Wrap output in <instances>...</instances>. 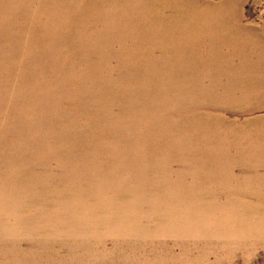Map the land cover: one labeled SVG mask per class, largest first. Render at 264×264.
<instances>
[{
	"label": "bare ground",
	"instance_id": "6f19581e",
	"mask_svg": "<svg viewBox=\"0 0 264 264\" xmlns=\"http://www.w3.org/2000/svg\"><path fill=\"white\" fill-rule=\"evenodd\" d=\"M54 1L61 4L63 0ZM69 1L72 4L64 7L67 10L63 14L61 11L56 12L55 9L52 20L62 17L63 27L59 29L53 24L52 29L54 31L51 33V40L54 41L55 46L63 43L65 48L68 41L75 40L72 37L82 34L80 31L83 26L97 22L100 28L93 34L94 44H92L91 52L99 53L98 58L104 65L108 64L110 58L118 57L120 59L114 67H110L116 72L115 79L111 80L105 77L97 79V81L102 82L101 88L105 91V93L98 92L94 96L99 107L97 109L106 114V117H110L113 114L110 112L109 105L113 101V103L119 104V111L123 120L129 119L130 115H134L135 118L130 120V123L125 124L117 114L114 120L112 119L107 124L100 126L90 127V124H87L84 127L77 126L73 128L70 124H66L59 127L55 122L53 125L52 121H46L44 126L46 118L43 107L46 104L45 99L49 97L47 92L33 100L36 110L38 108V120L31 121L27 119L28 121H25L20 127V145H28L30 151L25 160H30L36 152L35 148L40 149L43 144L38 141L40 137L36 134L45 133L56 140H51L53 145L60 144L61 148H64L60 150L63 152L62 155L65 160L64 172L62 173L63 183L61 184V191L65 193H63V196L68 194L77 196L76 200L78 201L85 198L87 211L93 212L91 214L92 219L88 220L87 226L97 230H110L111 232H113L111 229H115L114 234H117L125 232L127 227L136 231L133 227L137 228L139 226L133 223L138 217L131 215L130 209L136 207L138 210L141 206L137 208L132 201L119 200L124 194L132 195V189L127 188L131 184V180L134 183L137 182L135 177L137 173L136 165L132 168L133 174L130 178L124 179L120 177L121 174L118 172L122 164L116 166L118 155L111 156L108 154H111V151L124 150L122 153L125 154L126 166H129L135 161V158L137 159L131 149L145 152V150L149 151L152 147L156 148L155 144H158L160 147L156 148L158 149L157 156L166 162L174 155L177 160H175V163L184 171L179 173L174 180L169 179L160 186L162 191L159 190L158 192L164 193V197H167L165 205L159 207L162 212L160 213L154 205L150 207L152 212L160 213V215L169 212L162 216L163 221H166L165 224L168 225L167 228L172 225V229L168 232H180L186 235L191 231L204 234V236L211 233L210 238H216L218 233L222 232L224 235L231 237L238 233L236 229H230V226H236L235 223L230 225L227 220L221 222L222 219H225L222 216L218 217L219 224L217 222L207 224L206 220L211 213L210 208L217 212L219 209H230L234 205H238L239 209H242L243 212H240V217L254 212L261 219L264 226V209L260 207L251 209L250 206L252 200L256 201L259 206L264 202V194L259 188L255 190L253 199L243 201L242 199L228 198L223 203L216 204L214 202L204 203L201 202L203 200L198 198L204 194L224 193L233 195L238 194L237 192L240 195L250 194L251 187L248 181L255 178L258 186L260 188L264 187V173L260 171L258 165H254L260 163L264 169V162H262L264 161V137L253 134L251 126L248 128L253 120H245L243 124L231 120V130L228 131L225 128L227 119L219 117L223 121L217 120L216 115L208 109L219 105L233 108L232 105L240 103H248L252 109L264 106V103H261V100L256 97L254 100L249 99L247 96L243 98L235 97L229 88L224 89V94H218L214 87H207L205 84L206 81H210V84L218 83L221 80L222 71L248 66H256L258 70L264 71L263 34L256 33V29L251 26H248L249 34L246 35L238 30H230L226 33L218 30L223 23H240L242 21V14L239 13V3H231L234 6V13L228 14L226 12L227 8L225 9L224 6L207 5L198 8L197 3L199 0ZM66 25L72 27L70 26L71 28L67 29L68 31H61V29H65L64 26L66 27ZM91 30L93 29H88V31ZM251 31H255L258 37H252L251 33L253 32ZM59 32L60 34H58ZM44 38L45 36L42 37V42H44ZM114 41L119 43L118 48L112 46ZM32 42L36 45L37 39ZM71 45L73 48L75 47L74 43H71ZM4 47L0 46V49ZM223 47H226L227 50H223ZM80 48L89 50L90 45H87V48L86 45L80 46ZM35 50L36 46H34L32 54ZM77 50L82 52L79 48ZM203 50L206 52V56H203L205 54ZM237 58L242 60L240 64L234 62ZM55 68L63 72V79L69 81V83L74 81V77L67 76V71H65L63 65L56 63ZM27 72V69L24 70L23 79L27 78ZM258 81L262 83L264 78L259 77ZM75 87L83 88L80 83H77ZM120 92L124 94L122 97ZM55 94L58 98V94ZM51 97V99L57 100L56 97ZM24 99L25 96L21 98L22 101ZM30 110L36 113L31 105ZM76 121H78L76 118L71 120V124H76ZM142 123L143 127H141ZM230 126L228 125V127ZM127 130L134 134L133 140L129 139L125 133ZM111 132L117 135H111ZM120 132H123L124 136ZM180 133H184V136ZM28 135L34 137L33 141L28 142ZM57 137L62 138L64 143H61ZM153 137H163L164 141L155 142ZM125 138L127 143L125 142L126 145L123 146L121 143ZM252 139L256 142L253 143ZM49 141L46 140L45 142ZM110 142H113L112 147H109ZM60 146L55 145L56 150L60 149ZM230 146H240L245 149L247 156H240V159H237L236 156L226 154L227 150L225 149ZM164 149L169 152L170 157L163 152ZM174 149L175 153L181 151L178 158L173 152ZM215 151L222 152L224 156L216 154ZM144 154L140 155L145 158L143 162L146 164V167H144V170H147L145 174H148V172L149 174L143 176L142 169H139L138 174L142 176L138 179L140 184L137 182L139 186L134 189L138 194L146 189L143 186L144 184L155 182L154 177H156L151 174V170L157 168L155 163ZM253 156H256V159H253ZM198 158L210 162L211 169L206 172H202L198 168L197 170L193 169L195 166H200ZM183 160L186 167L182 166L181 162ZM109 161L115 165L111 169L113 171L101 168L99 173L100 162L108 167V164L111 166L108 163ZM141 163L142 159H140L139 165ZM123 164L125 165L124 162ZM206 167H208V163H206ZM236 168L240 169L239 173L236 172ZM234 173H236L237 180L239 179L242 182L238 186H232ZM92 175L98 176L97 180L89 178ZM188 175L193 177V182L190 184L185 182ZM27 176L28 169L20 167L17 180L24 183ZM165 177H168L167 173L164 175ZM207 178L209 182L214 181L220 186L221 190L213 192L206 189L209 186ZM89 180L92 181L85 182ZM122 184H125L127 188L125 186L119 187ZM157 184H161V182ZM94 186L97 188L98 186L114 188L113 199L104 196V190L100 192V196L92 195L89 190ZM144 191L149 193L152 189L147 188ZM19 193L29 194V191L23 189ZM179 195L185 199L184 203L191 201L192 208L190 211H186L189 210V206H184L185 216L183 214V217L178 216V218L173 214L177 207L172 204L174 199H169L172 196ZM188 197H191V199H188ZM195 197L198 200L194 201ZM113 205H115V210L120 208L123 211L109 212L108 207ZM258 209L261 211H258ZM72 211L77 219H82L76 208H73ZM97 212L101 215L95 217ZM157 216L153 215L152 219ZM248 227V223L243 226L242 232H244V235L257 238L248 241L242 240V242L255 243L260 241L262 234L258 231L251 234ZM185 229H188V232ZM90 236L84 237L86 243L95 241L103 244L101 237L91 241ZM237 241L239 242V240Z\"/></svg>",
	"mask_w": 264,
	"mask_h": 264
},
{
	"label": "rangeland",
	"instance_id": "374dc122",
	"mask_svg": "<svg viewBox=\"0 0 264 264\" xmlns=\"http://www.w3.org/2000/svg\"><path fill=\"white\" fill-rule=\"evenodd\" d=\"M235 2L240 5L239 13L242 14V21L240 23H223L218 30H222L224 33L230 30H238L246 35L249 34L248 26H251L256 29V33L260 32L258 34L264 35V0H199L197 6L198 8L207 5L224 6L225 9L227 8L228 14H233L234 6L231 3ZM71 4L72 2L69 0H63L61 4L54 0H0V46H5L0 49V264H264L263 223L254 212L240 217L242 209H239L238 205L227 210L219 209L217 212L210 208L211 213L206 220L207 224L216 222L219 224L218 217L222 216L225 219H222L221 222L227 220L230 225L235 223L236 226H230V229H236L238 233L231 237L222 232L218 233L216 238H210L211 233L204 236V234L191 231L186 235L180 232H168L172 229V225L167 228L168 225L165 224L166 221H163L162 216L169 212L160 215L162 211L159 210L160 206L165 205L167 197L165 198L164 193L158 191L161 190L160 186L165 181L174 180L179 173H182L183 169L175 163L174 155L166 162L158 157V149H156L160 147L158 144H155L156 148L152 147L145 152L131 149L137 159L135 158V161L129 166H126L125 154L122 153L124 150H115L108 154L111 156L118 155L116 166L122 164L118 172L121 174L120 177L124 179L130 178L133 174L132 168L135 165L137 182L142 175L147 176L149 174V172L145 174L147 171L144 170L146 167V164L143 163L145 158L140 154L145 153L144 155H147L157 167L151 170V174L156 176L154 177L155 182L143 185L146 189L151 188V192L148 193L144 191L146 189H143L138 194L134 189L139 186V182L134 183L132 180L128 188L125 184L119 186L132 189L131 196L124 194L119 200L132 201L137 208L140 206L141 208L138 210L136 207L130 209L131 215L138 217L133 223L139 226L133 227L136 231L130 227H125V232L117 234H114L115 229H111L113 231L111 232L110 230H97L87 226L88 220L92 219L91 214L93 212L87 211L85 198L78 201L76 200L77 196L69 194L63 196L61 184L63 183L62 173L64 172L65 160L62 155L63 152L60 151L64 148H61L60 144L53 145L51 141L53 139L45 133L36 134L40 137L38 141L43 144L40 149L35 148L36 152L34 151L35 153L30 160H25L30 151L28 145H20V127L29 119L31 121L38 120V108L36 110L33 100L47 92L49 97L45 99L46 104L43 107L46 118L44 126L46 121H52L53 125L55 122L59 127L66 124H70L73 128L84 127L87 124H90V127L100 126L107 124L112 119L114 120L117 114L125 124L130 123V120L135 118L134 115H130L129 119L123 120L119 111V104L113 103V101L109 105L110 112L113 114L110 117H106V114L97 109L99 107L94 96L98 92L105 93L104 89L101 88L102 82L97 81V79L102 77L115 79L116 72L110 67H114L120 61L118 57H113L109 59L107 65H104L98 58L100 54L91 52L92 44H94L93 34L100 28L97 22L83 26L80 31L82 34L72 37L75 40L68 41L65 48L63 43L55 46L54 41L51 40V33L54 31L52 29L53 24L59 29L63 27L62 17L52 20L55 9L56 12L61 11L63 14L67 10L64 7ZM70 26H64L65 29H61V31L70 29L72 27ZM89 28L93 30L88 31ZM256 33L255 31L251 33L252 37H258ZM43 36H45L44 42H42ZM78 36L80 38H77ZM36 39L37 42L34 45L32 41ZM71 43L75 44L74 48ZM99 43L101 44V42ZM84 45L86 48L87 45H90V49H81L80 46ZM34 46H36V50L32 54ZM112 46L118 48L119 43L114 41ZM77 48L82 52H78ZM223 50H227V48L223 47ZM203 53H205L203 56H206L204 50ZM234 62L240 64L242 60L237 58ZM56 63L64 66L67 76L75 78L72 83L62 78L63 72L55 68ZM26 69L28 71L27 78L23 79V73ZM259 77L264 78V71L258 70L256 66H248L222 71L221 80L218 83L210 84V81H206L205 84L207 87H214L218 94H224V89L229 88L235 97L247 96L251 100L256 97L261 100V103H264V82L260 83ZM235 79L237 80L235 81ZM77 83H80L83 88L75 87ZM103 87L109 88L108 86ZM55 93L58 94V98ZM123 95L120 92V96ZM23 96L25 99L22 101ZM51 96L56 97L57 100L51 99ZM117 96L119 98V93ZM30 105L36 110V113L30 110ZM250 106L248 103H240L232 105L233 108L219 105L208 109L216 115L217 120L223 121L220 118L229 119L225 122V128L228 131L231 130V120L239 124H243L245 120H253L248 128L251 126L253 134L264 137V106L255 109ZM75 118L78 121L72 125L71 120ZM143 126L142 123L141 127ZM120 133L124 136L123 132ZM125 133L129 139L133 140L134 134L132 132L127 130ZM113 134L117 135L111 132V135ZM180 134L184 136V133ZM153 138L155 142L164 141L163 137ZM33 139V136L28 135V142L33 141ZM57 139L64 143L62 138L57 137ZM46 140L50 141L45 142ZM252 140L253 143L256 142L254 139ZM125 142L127 143L126 138L122 140L121 144L124 146L126 145ZM55 145H59L60 149L56 150ZM112 146L113 142H110L109 147ZM225 150H227L226 154L236 156L237 159H240V156H247L245 149L240 146H230ZM163 152L170 157L167 150L164 149ZM173 152L175 153V149ZM215 153L222 154L220 151H215ZM175 154L178 158L181 151ZM252 158L256 159V156ZM140 159H142L141 165H139ZM198 162L200 166H195L193 169L197 170L198 168V170L206 172L212 167L206 159L198 158ZM108 163L111 166L108 164L107 167L103 162H100L99 173L101 168L113 171L111 169L115 165L111 161ZM181 163L182 166L186 167L184 160ZM206 163H208V167H206ZM254 165H258L260 171L264 173L260 163ZM20 167L28 169V176L24 183L17 180ZM139 169H142V175L138 174ZM236 172L239 173L240 169L236 168ZM166 173L168 177L164 178ZM89 178L97 180L98 176L92 175ZM90 181L92 180L85 182ZM207 181L209 182L208 178ZM158 182L161 184H157ZM185 182L192 183V175H188ZM239 182L236 173H234L232 186H238L242 183ZM248 183L251 187L250 194L240 195L237 192L238 194L233 195L221 193L204 194L197 197L203 200L201 202L218 204L223 203L228 198L242 199V201L253 199V194L258 188L264 194V187L258 186L256 178L251 179ZM104 188L94 186L89 191L92 192V195L100 196V192L104 190L103 195L109 196L108 199L112 200L114 188ZM23 189H27L29 194L19 193ZM206 189L213 192L221 190L214 181L209 182ZM69 193L71 194V192ZM172 197L169 200L174 199L172 204L177 206L173 212L174 216L183 217V214L185 216L184 206H189V210L186 211H190L192 208L191 201L184 203L185 199L181 198L180 195ZM196 200L198 199L195 197L194 201ZM69 205L70 207H68ZM152 205L157 207L160 213L152 212L150 210ZM250 206L251 209L255 207L264 209V202L259 206L256 201L252 200ZM73 208H76L82 216L81 220L73 215ZM108 208L109 212L123 211L120 208L115 210V205ZM258 211L261 210L258 209ZM99 215L101 213L98 214L97 212L95 217ZM153 215L158 216L152 219ZM227 217L228 219H226ZM246 223L249 224L248 229L251 234L256 231L262 234L260 241L255 243L242 242V240L248 241L257 238L244 235L242 228ZM185 230L188 232V229ZM89 235H91V241L101 237L103 244L95 241L86 243L84 237Z\"/></svg>",
	"mask_w": 264,
	"mask_h": 264
}]
</instances>
